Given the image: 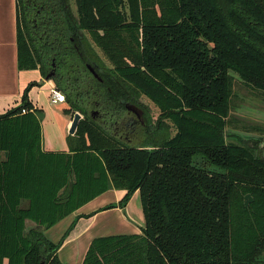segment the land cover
Returning <instances> with one entry per match:
<instances>
[{
	"label": "trees",
	"instance_id": "16d2710c",
	"mask_svg": "<svg viewBox=\"0 0 264 264\" xmlns=\"http://www.w3.org/2000/svg\"><path fill=\"white\" fill-rule=\"evenodd\" d=\"M74 2L76 15L69 0H46L37 28L18 17V68L46 76L55 62L57 88L84 118L70 153L55 154L43 152L42 112L31 111L38 84L0 116V264H63L75 223L57 242L46 231L111 189L127 194L100 211L124 210L139 191L145 227L95 239L83 264H264V148L226 132L232 73L264 94V0ZM142 95L161 117L141 147L91 118H121Z\"/></svg>",
	"mask_w": 264,
	"mask_h": 264
},
{
	"label": "crops",
	"instance_id": "0c3cea01",
	"mask_svg": "<svg viewBox=\"0 0 264 264\" xmlns=\"http://www.w3.org/2000/svg\"><path fill=\"white\" fill-rule=\"evenodd\" d=\"M17 7V0H0V116L19 107L27 87L32 83L38 84L29 91L28 97L33 107L31 111L42 112V150L45 153L69 154L71 151L69 136H75L70 134V129L78 112L70 111L68 103L57 106L51 104L50 91L53 86L50 80L43 76L39 67L35 70L18 68ZM44 94L53 111L51 114L43 103ZM55 108L57 111L53 110ZM49 115L56 123L55 126L50 124ZM72 143L74 144L73 140ZM8 158L9 153L3 151L0 155L1 162H7ZM126 192L111 189L46 231L47 238L56 242L55 239H50V235L62 227L66 221H68L67 229L75 223L74 229L58 251V257L63 264H83L91 243L95 239L142 235L145 217L139 191L134 193L124 210L114 208L100 211L106 206L119 203ZM29 226L33 224L29 223ZM67 229L60 233L57 241Z\"/></svg>",
	"mask_w": 264,
	"mask_h": 264
},
{
	"label": "rangeland",
	"instance_id": "374dc122",
	"mask_svg": "<svg viewBox=\"0 0 264 264\" xmlns=\"http://www.w3.org/2000/svg\"><path fill=\"white\" fill-rule=\"evenodd\" d=\"M75 7L76 6L74 4V8ZM99 52L101 56L106 61H108L102 51L99 50ZM232 75L234 77L233 109L231 110L229 123L226 130L228 135L227 139L229 142H237L238 140L236 136H238L239 139H243L244 141H249L250 139L260 140V149L262 150L264 148V94L261 91L247 86L237 74L232 73ZM42 100L44 105L49 110V113L51 114V112L53 111L51 110L50 103L48 101V98L46 97V94L42 96ZM144 101L145 104L150 106L153 117L157 118L159 115L158 108L152 103H150L148 99H144ZM56 108L53 110L57 111ZM27 111L29 112L28 109ZM58 112L60 113V111ZM93 112H95V116L98 117V111L93 110ZM49 119L50 124L55 126L56 123L50 117V115ZM121 128L122 129L120 130V133L127 136L128 130L125 129L123 125ZM138 130L139 131H137L135 135H131V139L128 145H131L132 147H138L142 144L141 142L143 140L144 135L140 132V128H138ZM172 132L174 134L176 133L175 130H173ZM195 160L196 162L200 161L199 157H197ZM245 200L246 204H248L251 201V197L247 196ZM67 222L68 221H66V223H64L62 227H59V229H57L58 231H54L50 235V239H55V241L57 242L56 239L60 237V233L67 229Z\"/></svg>",
	"mask_w": 264,
	"mask_h": 264
},
{
	"label": "flooded vegetation",
	"instance_id": "af4514ba",
	"mask_svg": "<svg viewBox=\"0 0 264 264\" xmlns=\"http://www.w3.org/2000/svg\"><path fill=\"white\" fill-rule=\"evenodd\" d=\"M17 1H18V7H17L18 8V17H22V14H24L26 16H30L33 20L34 27L37 28L38 27V21L37 20H38V17L42 15V11L45 10L42 5L44 4V2L46 0L45 1L44 0H17ZM63 1H65V0H63ZM67 2H68V0H67ZM66 7L71 8L74 15L77 14V10H75L72 0H69V5ZM27 14H30V15H27ZM37 34H39V33H37ZM84 37H88V34L86 32H82V31L78 32V38L82 39ZM95 49H96V53H97L98 57L107 66L111 67V64L101 56V54L99 52L100 49H98V48H95ZM88 68H89L91 74L95 78L98 79L99 77H98L96 70L92 66H88ZM44 77H46V78L49 77V80L53 86L52 88L58 89L56 86V83H55V78H57V66H56L55 62L53 63L51 71L48 72V74ZM58 90H60V89H58ZM70 90H71V92L74 91L71 87H70ZM144 99H148V101H150V103L155 105L149 98L142 95L137 100L136 104H132V103H126L125 104L126 110L123 113L124 116L121 118L109 119L105 115H102L99 112H98L99 113L98 117H96L94 114L95 112H92V111L90 112L91 118H92V120L96 121L112 137L118 139L123 145L128 146V147H132L131 145H128L130 142V139H131V135L132 134L135 135L137 133V131H139L138 128H140V132L144 135L143 140L141 142L142 144L138 146V147H141L149 139V136L147 135V132H146V130L148 128V122H151L153 125H156V123L158 122V120L161 117V110L156 105L155 106L159 110V115L157 118L153 117V114L151 112V108H150V106L145 104ZM66 103H67V100H66ZM128 106H135L139 110L137 112H134L133 110H129ZM140 111H141V114H140ZM78 113H80V112H78ZM80 115L82 116V118H84V116L81 113H80ZM163 122H166V124H169L171 126L170 132H171V137H173L176 134V133L174 134L172 132L173 130H175V128L173 127V124L167 119H163ZM122 125L125 127V129L128 130L127 136L120 133V130L122 129L121 128ZM138 147H132V148H138Z\"/></svg>",
	"mask_w": 264,
	"mask_h": 264
},
{
	"label": "built area",
	"instance_id": "2783aa9c",
	"mask_svg": "<svg viewBox=\"0 0 264 264\" xmlns=\"http://www.w3.org/2000/svg\"><path fill=\"white\" fill-rule=\"evenodd\" d=\"M50 102L52 105L57 106L66 103V96L58 89L52 88L50 91ZM26 109L22 110V114H27Z\"/></svg>",
	"mask_w": 264,
	"mask_h": 264
},
{
	"label": "water",
	"instance_id": "95a60500",
	"mask_svg": "<svg viewBox=\"0 0 264 264\" xmlns=\"http://www.w3.org/2000/svg\"><path fill=\"white\" fill-rule=\"evenodd\" d=\"M73 3L75 4L74 0H72ZM73 4V5H74ZM76 8V7H75ZM47 80H49V77L47 78ZM129 110H133L134 112H137L139 109H137L135 106H128ZM140 114H141V111H140ZM82 116L80 115V113H77L74 117V120H73V124L71 126V129H70V134L71 135H75L76 134V131L78 129V126H79V123L80 121L82 120ZM41 264H46L44 261L41 263Z\"/></svg>",
	"mask_w": 264,
	"mask_h": 264
}]
</instances>
